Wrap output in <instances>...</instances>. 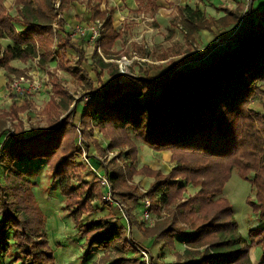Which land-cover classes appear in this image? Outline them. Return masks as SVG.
Returning a JSON list of instances; mask_svg holds the SVG:
<instances>
[{
  "label": "trees",
  "instance_id": "obj_1",
  "mask_svg": "<svg viewBox=\"0 0 264 264\" xmlns=\"http://www.w3.org/2000/svg\"><path fill=\"white\" fill-rule=\"evenodd\" d=\"M73 1L14 0L13 16L0 0V68L9 80L26 76L25 70L12 66L13 61H37L41 70L56 61V70L68 73L81 90L78 100L53 78L51 105L58 118L48 131L30 137L19 135L15 127L14 135L7 136L13 118L23 125L18 116L31 108L30 100L19 104L13 100L10 111L0 114V257L10 264H57L35 184L17 167L21 161L40 160L57 184L63 210L88 257L100 251L104 258L114 249L124 255L106 264H145L140 249L148 250L131 238L130 223L137 222L147 196L151 213L160 218L148 228L152 237L172 248L177 243L185 246L176 263L161 264H264V102H259L260 108L254 106L259 96L264 98V7L255 16L254 0L246 6L218 5L215 10L223 12L218 19L190 6L177 7L170 36L180 30L192 49L200 31L228 29L246 16L248 27L229 38L235 42L232 48L228 43L215 47V57L190 54L158 77L141 67L131 77L121 73L109 55L120 38L114 10L101 9L100 0L89 5L91 20L100 24V36L89 43V59L85 48L89 44L73 40L65 28L62 13ZM157 1L146 0L152 13L159 9ZM2 39L11 41L9 47L1 45ZM89 62L95 79L87 70ZM104 71L118 79L115 88L101 84ZM95 80L101 88L94 86ZM80 101L85 106L77 118ZM77 128L84 148L93 145L102 158L113 199L128 215L130 230L119 208L102 199L99 177L95 175L91 183L80 178L79 170L86 167L78 159L82 148L76 142ZM95 132L107 141L106 148ZM139 143L168 152L175 166L165 173L148 165L138 168ZM111 151L117 153L108 158ZM234 171L252 186L246 204L257 225L247 238L223 195ZM136 176L152 178L146 194L134 183ZM189 188L194 194L188 195ZM104 208L106 215L83 220ZM254 248L259 251L257 262L250 255ZM149 257V264H154V257Z\"/></svg>",
  "mask_w": 264,
  "mask_h": 264
},
{
  "label": "rangeland",
  "instance_id": "obj_2",
  "mask_svg": "<svg viewBox=\"0 0 264 264\" xmlns=\"http://www.w3.org/2000/svg\"><path fill=\"white\" fill-rule=\"evenodd\" d=\"M14 0H3L6 7L9 9L10 13L14 16L16 15V6ZM81 2V0H74ZM99 0H83L85 4L86 10L89 11V5H95ZM105 1L106 4L111 5L112 0H100V4ZM201 3V8L204 10V14L207 17H215L218 18L223 15V12H216L210 6V2L208 0H197ZM223 3L229 2L231 4L229 6H234V3H238L236 0H222ZM158 2V1H157ZM164 4L162 6L160 12L157 14L151 13V9L146 3V0H135L132 4L128 0V3L131 6V9L124 6L128 9V14L125 16H121V14L117 13V20L115 22V28H117L120 32V38L115 42V44L110 48L109 55L114 58L111 61L115 62L119 65V70L124 72L123 74L127 76L133 77L134 74L138 73V69L149 68L151 70L150 75L152 77L160 76L167 68L171 67L176 60L184 57L190 56V54H207L208 57L214 56L213 49L219 45L220 42H226L229 40V37H220L217 40L213 39L214 42L206 40L207 37H211L212 31H204L198 32L196 36L197 45L195 48H191L186 45L183 34L180 30L175 29V34L173 37L170 36V21L175 17L177 7H179L178 0H160ZM88 3V4H87ZM213 3V1H212ZM216 5H221L220 0H214ZM222 3V4H223ZM243 3L245 6L251 3V0H244ZM124 6L117 7L120 11H123ZM194 7V6H192ZM71 13L73 22L74 20L77 22L76 25L72 26L70 29L72 32V37L77 42H79L80 36L85 34L87 35V39L93 31L95 23L92 20L88 19L87 15L82 16L80 18H74L72 13V8L67 11ZM88 19V20H87ZM75 23V22H74ZM79 28V29H77ZM85 31L82 33V31ZM219 28L217 29V31ZM213 32L212 34H214ZM218 47V46H217ZM87 55H89L92 51L91 44L85 45ZM191 49V51H190ZM190 51L189 53H186ZM166 58V59H161ZM90 59V58H89ZM22 63V62H21ZM193 63L187 64L184 68H190ZM58 64L56 61L50 62L49 66L45 70L39 69L37 66V61H29L24 63L23 68L26 72L25 78L29 80L28 88L30 91L24 93V99L30 100L32 106L30 109L23 113H19L20 120L23 125L18 126V119L13 118L10 123L9 131L14 132V127L19 135L23 137L33 136L36 132L48 131L50 126L55 123L57 120V111L55 107L51 105V99L53 97V88L51 80L53 78L60 80L63 86L67 87L74 95L75 98L80 100L81 90L78 86L77 82L72 78L68 73L63 72L62 70H56ZM87 70L90 72L91 76L95 79V73L92 71L91 64H87ZM4 71V70H3ZM5 72V71H4ZM6 75V74H5ZM19 78V77H18ZM15 76H12L9 80L6 75V82L4 84L3 90H0V114L5 111H10V107L13 103V100L16 103H21L23 100L18 99L13 92H10L8 85L13 79H18ZM42 79H45L44 82H41ZM118 79L116 76H109V74L104 71V75L101 79V84L103 86H107L108 88H115L118 83ZM97 88H101L100 84L95 80V84ZM264 102V98L258 97V99L254 102L255 108L262 107L259 102ZM85 104L83 101H80V104L77 107V118H80V113L84 108ZM59 113V112H58ZM8 132V131H7ZM17 134V133H15ZM95 135L98 139L103 140L102 136L95 132ZM77 134H76V142H77ZM103 147H107V141H101ZM142 145V143H139ZM139 145V148H140ZM145 146V145H144ZM147 147V146H146ZM153 150V149H152ZM154 151V150H153ZM87 154L92 158V165L97 169L98 172L105 173L103 170V160L102 158H98V154L96 153L95 147L92 145L88 150L86 149ZM156 152V151H155ZM117 151L107 152L108 158L114 157ZM141 153V152H140ZM159 153V152H156ZM146 165V164H145ZM136 166L140 168V161L136 162ZM153 169H159L160 171L169 172V170L175 166V163L171 161V156L169 153L164 154H154L153 164L148 165ZM18 169L24 172L26 178L30 180L33 184H35L34 193L35 197L40 203L41 209L45 216L47 217L46 224V232L48 234L49 245L54 250V256L57 264H106V262H110L111 260L117 259L118 257L124 255V253H120L117 250L110 249L108 252V256L102 258L103 252H95L92 256L83 254V245L78 246L72 242L68 245L66 238L68 235L73 237L75 233L73 229V224L71 218L68 217L66 211L63 210V198L59 194L57 184L53 182L52 175L49 174V170L46 164L40 160L35 162L21 161L17 165ZM80 178L84 182L91 183L95 177V173L90 170L81 169L79 170ZM3 171L0 170L1 179H3ZM141 176H136L134 178V183L139 186L141 190H148L147 182L144 181ZM152 179V178H151ZM81 187V184L78 186ZM195 189L189 188L188 195L194 194ZM187 195V194H186ZM223 195L229 199L232 204L233 212L235 213V219L239 226V231L245 238H247V232L250 229H253L257 225L256 217L253 212L246 204L247 198L252 196V186L247 181L241 179L238 174L234 171L231 178L226 182V185L223 190ZM95 207L100 205L98 200H95ZM142 209V207H140ZM142 212V211H141ZM141 212H137V222L135 224L130 223V236L136 243H140L144 246L151 257H154V264L161 263H176L178 261L177 254H182L184 245L183 243H177V247L174 248L166 246L162 243V246L158 247L156 250H152L148 247V240H152L161 244L162 241L158 239H154L152 237V233L150 229L154 225L157 220L160 218L157 215L152 214L153 222L152 224L146 222L143 219ZM107 214V209H99L97 213L92 215H84L83 220H92L95 217L104 216ZM165 215V214H163ZM166 217V216H163ZM139 224H142L139 227ZM61 234V235H59ZM56 236V237H55ZM53 237H55L57 242H61L62 244L58 245L57 249H54ZM66 241V242H65ZM71 242V241H70ZM69 242V243H70ZM55 247V246H54ZM82 248V249H81ZM67 252V253H66ZM251 259L253 262H257L259 258L258 249L254 248L250 252ZM131 256V255H129ZM11 262L8 259H3L0 257V264H10Z\"/></svg>",
  "mask_w": 264,
  "mask_h": 264
},
{
  "label": "crops",
  "instance_id": "obj_3",
  "mask_svg": "<svg viewBox=\"0 0 264 264\" xmlns=\"http://www.w3.org/2000/svg\"><path fill=\"white\" fill-rule=\"evenodd\" d=\"M129 1L132 2V4L135 2V0H129ZM208 1L210 2V6H212V8L214 9V11H216L215 10V7H217L219 4L216 5L214 3V0H208ZM212 1H213V3H212ZM236 1L238 3L239 2H244V0H236ZM220 2H221V5H228L227 3H223L222 0H220ZM124 3L126 4V6L128 8L131 9L132 4L130 5L128 3V0H112V4L111 5L106 4L105 1H104L102 3V5H101V9H104V8H107V9L112 8L114 10V20L116 21L117 20V18H116L117 17V13L118 14H121V16H122V14H123V16H125L126 14H128V9L124 6ZM178 3H179V6H183V7L184 6H190V7L194 6V7H192L193 9H198L199 11L204 12L203 11L204 9L201 8V3L199 2V5H197V3H198L197 0H178ZM230 4H231V2H229V5ZM234 4H236V3H234ZM157 5H158L159 9L154 14H157V12H160V10L162 9L161 7L164 6V4L162 2H160V0H158ZM120 6H124L123 11H120L118 9H115L117 7H120ZM263 7H264V0H254L252 2V10H253V13H254L255 16L258 15L261 12V10L263 9ZM71 8H72V13L74 15V18H80L82 16L87 15L88 19L91 20L90 11H87L86 10V7H85V4L83 3V0H81V2L73 1V3L70 5V8L69 9H71ZM62 15H63V18L65 19V22H66V26H65L66 30L69 31V33L71 34V36H73L72 35V32H71L72 29H70V28L72 26L76 25V23L79 22V21L76 22L74 20V22H75L74 23L71 13H68L67 11L66 12H63ZM218 18H215V19H218ZM247 19H248V16L244 17L242 20H240L239 24H237L235 26H232L231 28H228V29H219L217 31V29L214 28L213 32H215V33L212 34L213 32H210L211 33V37L210 38L207 37L206 40L214 42L213 39L217 40L220 37H226V38L229 37V38H231L235 34H243L247 30V27H248ZM114 26H115V22H114ZM77 29H79V28H77ZM204 31H206V30H204ZM204 31H200V32H204ZM85 34L84 35L82 34L80 36L79 42H83V43L86 42V43L89 44L92 41L91 34L89 35L88 39H87V35L85 36ZM197 35H198V33H197ZM72 38H74V37H72ZM73 40H75V39H73ZM226 43H228L231 48L235 45V42L231 43V42H229V40L226 41V42H220L219 45L220 46L221 45L223 46ZM10 44H11V41L9 39H2V41H1V45L4 46V48L9 47ZM219 45H217V46H219ZM213 57H215V54H214ZM21 62L22 61H20V60L13 61L12 66L14 68H16V69L19 68L21 70H24L23 68H21V67H23L24 63L23 62L21 63ZM5 82H6L5 72L0 68V90H3V87H4ZM164 153H168V152H164ZM164 153H156L151 148L149 149L148 147L144 146L143 144L140 145V148H139V151H138V157H139V161H140V167L142 165H145V164L146 165L153 164L154 154H164ZM142 179L148 183L147 186L149 187L150 184H151V182H152V179L146 178V177L145 178H142ZM59 235H61V234H59ZM55 237H53V241H54V244H55L54 246L55 247L54 246H52V247L54 249H57L58 248L57 246L60 245V244H62V243L61 242H57L56 239H55ZM66 241H67L68 245L71 244V246L73 244L72 242H76L75 244L78 245V246H81V244L83 242V240H81V239L78 240V238L75 235V233L73 234V237H70V235H68L67 238H66ZM147 243H148L147 244L148 247H150L152 250H156L158 247L162 246V243L161 244H157V243H155L153 241V239L152 240H148Z\"/></svg>",
  "mask_w": 264,
  "mask_h": 264
},
{
  "label": "built area",
  "instance_id": "obj_4",
  "mask_svg": "<svg viewBox=\"0 0 264 264\" xmlns=\"http://www.w3.org/2000/svg\"><path fill=\"white\" fill-rule=\"evenodd\" d=\"M99 22H95L93 31H91V39H95L96 37L100 36L99 33ZM82 33H84V30L82 31ZM124 73V72H122ZM45 79H42L41 82H44ZM29 85V80L27 78H25L24 76L19 77L18 79H13L9 85L8 88L10 90V92H13V94L18 98L23 100L25 97L26 92L30 91V89L28 88ZM9 135H14V132L12 131H8L7 136ZM77 144L81 145V152L78 155V159L81 162V164H83L87 170L92 171L93 173H95L99 179H100V183L101 186L103 187V195H102V199L104 201H109L111 202L114 206L118 207L119 210L121 211V214L124 216V219L126 221L127 224V229L128 227V215L124 212V210H122L121 204L113 199L112 193H111V187L109 185V181L105 175V173L102 172H98L97 169L92 165V158H90V156L87 154L86 149L84 148V145L82 144V138H81V130H79V128H77ZM142 192L144 194L147 193V191L142 190ZM142 214L144 217V220L150 224H152L153 222V216L151 214V200H149V198L147 196H145L143 198V202H142ZM130 230V229H128ZM140 252L142 254V257L145 260V264H149L150 262V257L148 252L141 250Z\"/></svg>",
  "mask_w": 264,
  "mask_h": 264
}]
</instances>
